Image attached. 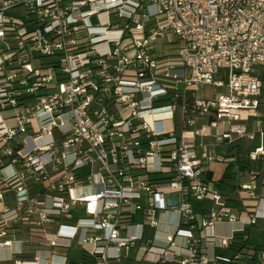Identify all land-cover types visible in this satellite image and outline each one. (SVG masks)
Here are the masks:
<instances>
[{
	"label": "built area",
	"instance_id": "obj_1",
	"mask_svg": "<svg viewBox=\"0 0 264 264\" xmlns=\"http://www.w3.org/2000/svg\"><path fill=\"white\" fill-rule=\"evenodd\" d=\"M260 64L264 0H0V249L27 227L48 254L13 264L75 243L91 264H264L232 248L264 219L255 186L235 206L206 172L209 139L264 136L244 123Z\"/></svg>",
	"mask_w": 264,
	"mask_h": 264
},
{
	"label": "crops",
	"instance_id": "obj_2",
	"mask_svg": "<svg viewBox=\"0 0 264 264\" xmlns=\"http://www.w3.org/2000/svg\"><path fill=\"white\" fill-rule=\"evenodd\" d=\"M255 73L259 76L261 81V99L258 108L255 111L245 112L248 118L244 120L248 131L259 132L264 128V64H260L255 68ZM225 86H201L197 93L201 97L215 98L219 93L226 91ZM227 126H223L221 130H226ZM211 150L216 152L220 159L207 166V177L214 181L217 186L227 195L235 206H240V199L244 192L241 191L243 184H252L255 186L256 199H247L245 203L252 208L264 210V153L257 156L256 159L250 157V153L257 147L264 145V136L257 135L255 139L247 137L236 139L231 144L222 143L219 145H212V140H208ZM222 164V168H216ZM229 164H233L232 171L234 179H231V184L235 186L221 187L218 180L222 178L224 172ZM10 170V169H8ZM0 172V178L3 173ZM229 184V185H231ZM9 198H13L12 193L8 194ZM199 204L198 202L196 203ZM3 209V204L0 203V211ZM240 226V223L220 225L219 229L224 234H229L235 227ZM255 227L264 229V219H260ZM46 228L55 231L57 225H47ZM251 229L248 230V242L253 246H260L264 249V245H257L250 242ZM15 241L10 248L0 249V263L13 264L16 259L29 258L36 250H40L42 254L47 255L48 249L45 247L44 241L41 237H32L27 227H23L15 235ZM25 241V242H21ZM56 252L66 254L68 256V264H91L90 261L82 259V252L79 246L75 243L70 249H56ZM60 259L55 258L54 264H59Z\"/></svg>",
	"mask_w": 264,
	"mask_h": 264
},
{
	"label": "rangeland",
	"instance_id": "obj_3",
	"mask_svg": "<svg viewBox=\"0 0 264 264\" xmlns=\"http://www.w3.org/2000/svg\"><path fill=\"white\" fill-rule=\"evenodd\" d=\"M93 21L95 22V19L93 18ZM171 39H173L174 41H177V38L176 36L174 35ZM165 40L164 39H160L159 40V44H160V47H158V50L159 51H162L163 50V46L162 44H164ZM178 45V44H177ZM175 46L172 45L171 47ZM9 124L12 125L13 122L12 121H9ZM216 168H222V164L221 165H218ZM10 170H8L7 172H5V174L9 173ZM139 216L136 217V219L138 220ZM153 234V230H150V228H148V235H152ZM249 237H250V242L254 243V244H257V245H264V229H262L261 227H252L251 228V231L249 233ZM218 250V254H222V256H225V257H231L233 255V252L229 249H217ZM210 264H228V262H225L223 260H217L216 262H211Z\"/></svg>",
	"mask_w": 264,
	"mask_h": 264
},
{
	"label": "trees",
	"instance_id": "obj_4",
	"mask_svg": "<svg viewBox=\"0 0 264 264\" xmlns=\"http://www.w3.org/2000/svg\"><path fill=\"white\" fill-rule=\"evenodd\" d=\"M232 167L233 164H229L224 172V175L222 176L221 179L218 180V184L221 187H230V188H234L235 186H233L230 182L231 179H234L233 177V171H232ZM231 184V185H229ZM243 234L242 232H236L235 233V238L233 241V246L236 250H239L241 247H246L247 245H250L248 240H243ZM252 246L253 250H255V252H258V250H262L263 248H261L260 246Z\"/></svg>",
	"mask_w": 264,
	"mask_h": 264
},
{
	"label": "water",
	"instance_id": "obj_5",
	"mask_svg": "<svg viewBox=\"0 0 264 264\" xmlns=\"http://www.w3.org/2000/svg\"><path fill=\"white\" fill-rule=\"evenodd\" d=\"M169 205H175L177 203V196H170L168 198Z\"/></svg>",
	"mask_w": 264,
	"mask_h": 264
}]
</instances>
